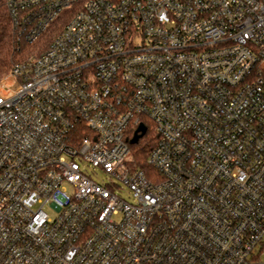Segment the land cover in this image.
<instances>
[{
	"label": "built area",
	"instance_id": "obj_1",
	"mask_svg": "<svg viewBox=\"0 0 264 264\" xmlns=\"http://www.w3.org/2000/svg\"><path fill=\"white\" fill-rule=\"evenodd\" d=\"M7 5L68 19L0 81V264H264V0Z\"/></svg>",
	"mask_w": 264,
	"mask_h": 264
},
{
	"label": "trees",
	"instance_id": "obj_2",
	"mask_svg": "<svg viewBox=\"0 0 264 264\" xmlns=\"http://www.w3.org/2000/svg\"><path fill=\"white\" fill-rule=\"evenodd\" d=\"M67 19L66 14H63L37 41L30 42L27 38L30 23L28 21L16 22L10 15L7 0H0V81L16 64L31 55L43 52L61 32ZM147 127V133L139 142L130 145L134 161L143 169H149L147 158L157 144V135L148 124Z\"/></svg>",
	"mask_w": 264,
	"mask_h": 264
},
{
	"label": "rangeland",
	"instance_id": "obj_3",
	"mask_svg": "<svg viewBox=\"0 0 264 264\" xmlns=\"http://www.w3.org/2000/svg\"><path fill=\"white\" fill-rule=\"evenodd\" d=\"M86 172L98 183L104 184L109 180V175L105 173L101 168H93L91 166H86ZM121 195L124 199L132 201L129 191L126 187H124V190L122 191ZM46 211L48 212V214H50V216H53L55 214V212L50 208H47Z\"/></svg>",
	"mask_w": 264,
	"mask_h": 264
},
{
	"label": "water",
	"instance_id": "obj_4",
	"mask_svg": "<svg viewBox=\"0 0 264 264\" xmlns=\"http://www.w3.org/2000/svg\"><path fill=\"white\" fill-rule=\"evenodd\" d=\"M146 132H147V128L143 124H141L138 127V129L134 135V138L131 140V144L132 145L137 144L139 142V140L146 134Z\"/></svg>",
	"mask_w": 264,
	"mask_h": 264
}]
</instances>
